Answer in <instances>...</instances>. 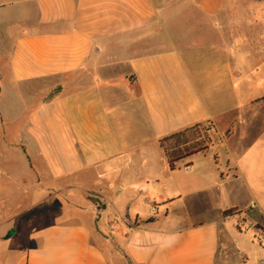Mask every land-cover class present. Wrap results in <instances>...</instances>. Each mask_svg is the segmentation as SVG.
<instances>
[{"label": "crops", "instance_id": "crops-1", "mask_svg": "<svg viewBox=\"0 0 264 264\" xmlns=\"http://www.w3.org/2000/svg\"><path fill=\"white\" fill-rule=\"evenodd\" d=\"M228 10L0 0V129L22 123L0 147V264L264 262V125L230 131ZM194 124L207 150L170 170L158 141Z\"/></svg>", "mask_w": 264, "mask_h": 264}, {"label": "rangeland", "instance_id": "rangeland-1", "mask_svg": "<svg viewBox=\"0 0 264 264\" xmlns=\"http://www.w3.org/2000/svg\"><path fill=\"white\" fill-rule=\"evenodd\" d=\"M226 1L230 10L221 18L232 20V26L227 30L232 49L230 63L233 77L228 102L231 113L227 117L236 118L230 131L246 132L253 129L252 121L256 118L258 122L262 121L259 124L264 125V0ZM0 20H5V17L0 15ZM186 45L185 42L183 51H187ZM209 55L207 52V57ZM6 64L4 56H0V76L6 74ZM237 118H242L243 122ZM21 124L13 123L0 129V147H13L11 144L21 134ZM66 199L63 194L57 195L55 205L63 206Z\"/></svg>", "mask_w": 264, "mask_h": 264}, {"label": "trees", "instance_id": "trees-1", "mask_svg": "<svg viewBox=\"0 0 264 264\" xmlns=\"http://www.w3.org/2000/svg\"><path fill=\"white\" fill-rule=\"evenodd\" d=\"M208 131V126L194 124L161 138L158 145L167 159L169 169L174 170L182 160L207 150L210 142ZM224 136H228V132ZM237 213L236 209H228L222 213V217L235 216Z\"/></svg>", "mask_w": 264, "mask_h": 264}, {"label": "built area", "instance_id": "built-area-1", "mask_svg": "<svg viewBox=\"0 0 264 264\" xmlns=\"http://www.w3.org/2000/svg\"><path fill=\"white\" fill-rule=\"evenodd\" d=\"M260 231H262L261 229H259ZM261 242H259V247L262 248V251H264V231L260 232V237L259 239ZM262 264H264V262H262Z\"/></svg>", "mask_w": 264, "mask_h": 264}]
</instances>
